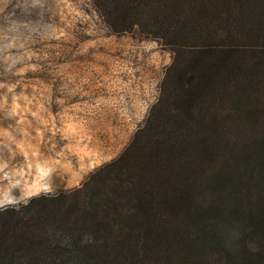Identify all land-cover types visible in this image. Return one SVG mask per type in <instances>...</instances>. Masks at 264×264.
Here are the masks:
<instances>
[{"label": "trees", "instance_id": "trees-1", "mask_svg": "<svg viewBox=\"0 0 264 264\" xmlns=\"http://www.w3.org/2000/svg\"><path fill=\"white\" fill-rule=\"evenodd\" d=\"M171 52L122 150L0 210V264H264V0H92Z\"/></svg>", "mask_w": 264, "mask_h": 264}, {"label": "rangeland", "instance_id": "rangeland-1", "mask_svg": "<svg viewBox=\"0 0 264 264\" xmlns=\"http://www.w3.org/2000/svg\"><path fill=\"white\" fill-rule=\"evenodd\" d=\"M170 55L92 0H0V189L80 185L142 123Z\"/></svg>", "mask_w": 264, "mask_h": 264}, {"label": "clouds", "instance_id": "clouds-1", "mask_svg": "<svg viewBox=\"0 0 264 264\" xmlns=\"http://www.w3.org/2000/svg\"><path fill=\"white\" fill-rule=\"evenodd\" d=\"M54 192L50 180L31 187L20 188L18 194L13 191V188L0 189V210L7 211L9 208L19 210L20 206L27 205L32 198L41 195L51 196Z\"/></svg>", "mask_w": 264, "mask_h": 264}]
</instances>
